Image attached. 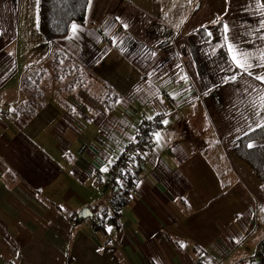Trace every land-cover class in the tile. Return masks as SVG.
Masks as SVG:
<instances>
[{
	"label": "crops",
	"instance_id": "0c3cea01",
	"mask_svg": "<svg viewBox=\"0 0 264 264\" xmlns=\"http://www.w3.org/2000/svg\"><path fill=\"white\" fill-rule=\"evenodd\" d=\"M37 3L0 0V264H259L264 184L232 148L264 123L250 106L264 84L239 77L221 45L228 25L259 57L264 0H90L53 44ZM31 67L44 81L26 117ZM154 116L115 213L108 161Z\"/></svg>",
	"mask_w": 264,
	"mask_h": 264
},
{
	"label": "trees",
	"instance_id": "16d2710c",
	"mask_svg": "<svg viewBox=\"0 0 264 264\" xmlns=\"http://www.w3.org/2000/svg\"><path fill=\"white\" fill-rule=\"evenodd\" d=\"M89 1L90 0H38L37 28L40 34L50 44L67 36L72 24H83L85 22ZM61 55L65 56L64 53H61ZM65 58L67 57L65 56ZM64 66L68 67V69H76V65L73 62H66ZM65 67L62 69H65ZM43 81L44 67H31L24 75L22 85L25 91V97L17 104V109L26 117L34 115L40 105L38 99L41 96V85ZM151 119L146 118L142 120L138 126L144 121ZM253 129L255 130L253 131ZM253 129L246 132L247 135L244 134L243 138L235 144L232 149L235 155L247 163L260 182L264 184V144H255L252 148L247 147L252 141L264 139V129L258 127ZM152 133L153 131L150 130L143 134L142 144H145L144 147L149 142ZM136 135L137 129L135 136ZM123 153L122 151L118 157H122ZM142 155L143 154L139 153L137 148L133 147L126 157L130 166L116 176H113L111 173L112 188L108 205L115 213L128 202L129 192L133 187L134 180L138 177L132 175V166L137 167L138 165L140 174V164L143 162L144 157L142 161L139 162L138 160L139 156ZM106 209L107 208H102L100 211L105 212ZM108 218L113 219L112 216ZM257 254L259 256V264H264V255H261L260 252Z\"/></svg>",
	"mask_w": 264,
	"mask_h": 264
},
{
	"label": "snow or ice",
	"instance_id": "6c2138e0",
	"mask_svg": "<svg viewBox=\"0 0 264 264\" xmlns=\"http://www.w3.org/2000/svg\"><path fill=\"white\" fill-rule=\"evenodd\" d=\"M264 7V4L261 5ZM262 26H264V22H262ZM126 28L127 25H124ZM78 26L76 24L71 25V30L73 34L75 35L77 31ZM223 31H224V36H223V41L224 43L221 45V47H226L230 56V60L232 65L234 66L235 69H240L239 77H243L244 75H247L254 80L258 81L260 84H264V73H255L253 72V69L256 67L264 68V50L260 52L259 57L253 56V54L247 50H243L239 47L238 44L235 43L234 40H231L228 32V25L223 26ZM211 35V33H209ZM261 40H264V36L260 37ZM255 61V62H254ZM233 70V69H229ZM182 79H186V77H182ZM238 79V76L236 74L232 75L231 77H228L225 82H235ZM251 91H257V89L252 85V84H247L245 88V93L247 94ZM207 94V93H206ZM119 102V101H117ZM250 106L253 108V110L259 108L260 111L256 112V115H261L262 119H264V91H257V99H252L250 101ZM151 119V117H149ZM162 123H167L166 121H162ZM258 128L264 129V123H258L257 124ZM255 129H253L254 131ZM154 135L159 139V133H154ZM247 135V133H245ZM133 142H135L136 138L132 137L131 138ZM248 148H252L253 144L249 143L247 145ZM116 159H119L117 157ZM114 161L112 159H109L108 163L109 165L112 164ZM108 166L102 167L100 171L102 172H107ZM108 231H111L109 228ZM185 245L181 244V247H184Z\"/></svg>",
	"mask_w": 264,
	"mask_h": 264
},
{
	"label": "built area",
	"instance_id": "2783aa9c",
	"mask_svg": "<svg viewBox=\"0 0 264 264\" xmlns=\"http://www.w3.org/2000/svg\"><path fill=\"white\" fill-rule=\"evenodd\" d=\"M159 121V117L155 116L153 119L144 121L140 126L137 128V135L135 136L136 140L135 142H130L126 148L123 150V156L119 157V159H115L113 164H112V170L111 173L113 176H116L117 174L122 173L129 165V162L127 161L126 157L128 156V153L130 150L135 147L139 151V153L143 154V147L144 145L142 144V136L145 134L147 131H154L156 128V125ZM143 160V155L139 156V162ZM132 175L133 176H139V169L138 165L137 167L132 166ZM259 252L261 255H264V243L260 244L259 247Z\"/></svg>",
	"mask_w": 264,
	"mask_h": 264
},
{
	"label": "rangeland",
	"instance_id": "374dc122",
	"mask_svg": "<svg viewBox=\"0 0 264 264\" xmlns=\"http://www.w3.org/2000/svg\"><path fill=\"white\" fill-rule=\"evenodd\" d=\"M41 37H43V36L41 35ZM43 40H44V39H43ZM65 62L71 63V62H73V61L70 60V59L68 58Z\"/></svg>",
	"mask_w": 264,
	"mask_h": 264
},
{
	"label": "water",
	"instance_id": "95a60500",
	"mask_svg": "<svg viewBox=\"0 0 264 264\" xmlns=\"http://www.w3.org/2000/svg\"><path fill=\"white\" fill-rule=\"evenodd\" d=\"M85 210H87V208H83V210H82V211H85Z\"/></svg>",
	"mask_w": 264,
	"mask_h": 264
}]
</instances>
